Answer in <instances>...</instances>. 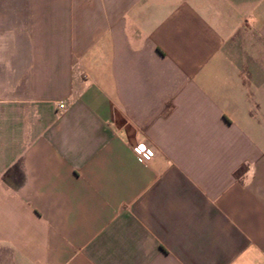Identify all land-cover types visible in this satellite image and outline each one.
Wrapping results in <instances>:
<instances>
[{
    "label": "crops",
    "instance_id": "1",
    "mask_svg": "<svg viewBox=\"0 0 264 264\" xmlns=\"http://www.w3.org/2000/svg\"><path fill=\"white\" fill-rule=\"evenodd\" d=\"M0 264H264V0H0Z\"/></svg>",
    "mask_w": 264,
    "mask_h": 264
},
{
    "label": "built area",
    "instance_id": "2",
    "mask_svg": "<svg viewBox=\"0 0 264 264\" xmlns=\"http://www.w3.org/2000/svg\"><path fill=\"white\" fill-rule=\"evenodd\" d=\"M59 107L63 108V104H59ZM135 148L142 156L148 157L152 154L151 150L148 147H146V145L142 142L137 143L135 145Z\"/></svg>",
    "mask_w": 264,
    "mask_h": 264
}]
</instances>
